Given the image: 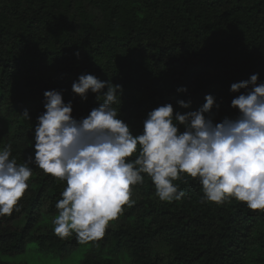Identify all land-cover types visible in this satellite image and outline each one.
<instances>
[{
    "label": "trees",
    "instance_id": "16d2710c",
    "mask_svg": "<svg viewBox=\"0 0 264 264\" xmlns=\"http://www.w3.org/2000/svg\"><path fill=\"white\" fill-rule=\"evenodd\" d=\"M256 73L264 83V0H0V149L11 143L18 163L34 158L46 90L72 101L77 119L97 107L91 91L87 100L72 91L82 74L123 86L117 110L141 134L152 109L171 103L177 112L198 110L208 94L218 105L216 123L234 118L231 101L245 90L233 93L231 85ZM182 87L187 92L177 91ZM29 166L20 211L0 217V264H11L1 256L23 253L28 242L59 255L91 246L79 264H119L114 255L122 250L130 264H264V212L235 198L201 203L202 185L192 178L175 181L185 196L169 203L145 174L103 238L60 239L41 220L58 213L66 184ZM161 241L165 251H155Z\"/></svg>",
    "mask_w": 264,
    "mask_h": 264
},
{
    "label": "clouds",
    "instance_id": "9594fccd",
    "mask_svg": "<svg viewBox=\"0 0 264 264\" xmlns=\"http://www.w3.org/2000/svg\"><path fill=\"white\" fill-rule=\"evenodd\" d=\"M241 89L245 92L231 101L238 110L234 118L216 123L212 110L218 105L208 94L198 110L177 112L171 103L152 109L141 134H133L121 119V107L117 110L122 85L80 75L73 93L87 100L91 91L98 101L80 119L61 91L46 90L45 111L35 126L34 158L18 163L11 143L0 149V217L20 211L33 175L30 164L65 182L55 204L53 232L60 239L75 235L80 244L105 236L123 206H131L133 187L144 184L145 174L163 202L180 201L185 192L175 181L192 178L202 185L201 203L219 205L235 198L264 212V83H259V73L230 88L233 93ZM177 103L191 107L190 101ZM23 115L31 120L27 109Z\"/></svg>",
    "mask_w": 264,
    "mask_h": 264
},
{
    "label": "rangeland",
    "instance_id": "374dc122",
    "mask_svg": "<svg viewBox=\"0 0 264 264\" xmlns=\"http://www.w3.org/2000/svg\"><path fill=\"white\" fill-rule=\"evenodd\" d=\"M58 213L49 215L44 212L41 223L49 225L52 223ZM87 248V249H86ZM91 246L82 245L80 249L70 252L67 255H59L53 251H42L38 248L36 243L28 242L26 250L15 256H1L2 260L7 261L11 264H79L83 259L84 255L90 250ZM154 250L163 252L166 249L164 242H158L154 244ZM97 252H101V248L97 249ZM124 251H120L119 254L114 255V258L119 264H130V260L125 256ZM104 254H110L108 246L103 250Z\"/></svg>",
    "mask_w": 264,
    "mask_h": 264
}]
</instances>
